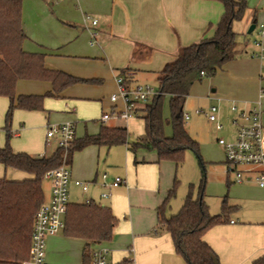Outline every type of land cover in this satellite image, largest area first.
<instances>
[{"label": "crops", "instance_id": "0c3cea01", "mask_svg": "<svg viewBox=\"0 0 264 264\" xmlns=\"http://www.w3.org/2000/svg\"><path fill=\"white\" fill-rule=\"evenodd\" d=\"M223 13V5L214 0H24L22 25L26 39L23 49L29 53L38 46L41 49L37 54L45 57L44 65L47 69L88 81L66 88L57 97L73 105V112L86 119L89 117L88 110L91 104H97L99 111L100 92L98 89H94L96 88L94 86L101 84L102 80L99 79L101 77L97 73L88 75L75 67L64 66L60 57H104L111 69L110 72L103 74L104 79L112 85L111 89L113 88V90H115L113 79L119 77L121 71H126L128 85L143 84L152 76L158 84L159 73L166 64L178 57L183 47L214 37ZM86 15L96 19L98 24L94 26L89 23L88 29L83 21ZM92 33L96 35L94 44H91ZM253 48L255 49L254 46ZM254 52H251V57ZM244 62L243 73L245 75L241 78L233 72L231 73L230 69L226 72L230 74L232 80L238 78L241 83L239 87L250 82L252 92H256L261 83H258V72L249 68L248 64L252 61L245 59ZM263 71L264 65L261 66L262 73H259V77L262 79ZM36 84H40L36 87L42 90L43 94L39 91H37L39 93L29 92L26 90L29 88L28 85H23L18 89V93L16 92L17 95H45L53 89L51 82L48 85H46L47 83ZM88 86H92L91 89H87ZM212 93L215 94L216 90L213 89ZM230 97L229 93L226 94L222 91L218 96L219 103L230 102ZM263 100L264 87H261L258 101L251 104L248 101V105H252L249 110L255 106L260 108L261 121L264 124ZM101 107L103 108V106ZM233 107L237 108L235 102H232L231 110ZM52 108V102L46 103V109ZM46 109L43 108L41 111L47 112ZM74 115L69 113L64 118L72 119ZM134 117H141V114L137 111ZM117 121L120 123L125 120ZM103 125L127 129L126 125L116 126L102 122L100 129ZM165 134L171 136L167 129ZM76 139L79 138L76 136ZM92 146L94 151L97 150L99 159L102 146ZM13 147L18 150L15 143H13ZM113 147L106 148L110 150ZM23 151L38 154L41 157L51 156L40 154L41 150L24 149ZM128 151L130 154L131 145H128ZM129 160V173L124 179L127 184L116 188H105L101 186L102 180L99 181V176H97L88 183V190L84 192L75 185V181L71 180L70 183L80 188L83 195L86 196L91 192L90 186L102 190L103 193H109L110 197L115 190L121 189V191H117L116 196L117 199L123 201L124 208L120 209L121 212H119V207L111 209L104 202L109 198L103 199L101 197L103 193L98 196L100 203L107 205L121 220L120 227L115 229L111 241L112 247L116 251L117 261L128 259L130 264H180L178 259L180 256L175 252L170 234H161L159 230L155 229L158 225L157 209L163 204L167 195L163 192L162 187L163 179L167 180L166 173L162 169L163 166L157 161L158 156L155 157V155L149 160L143 158L141 161H138L136 157L133 161L131 155ZM0 178L23 181L30 176L23 172L6 169L3 166L0 167ZM115 178L108 179V181H113ZM118 178L121 177L118 176ZM49 181L50 187L47 195L44 193L45 203H49L52 196L53 183L51 180ZM225 183L226 190L224 185H221L220 190L215 194L224 197L227 205L233 208L228 214L226 222L210 229L203 239L218 254L221 264H253L257 259L264 257V189L252 182L234 183V178L230 181L229 176L225 178ZM43 189H45L44 183ZM98 200L93 196H87L83 203L97 202ZM137 209H144L151 218L144 230L136 228L134 211ZM58 236L50 237L47 240V264H53L50 262L54 254L51 246L55 245ZM80 241L83 243V249L81 247L79 257L78 253L72 254L71 262L68 264H86L85 241ZM110 255L111 250L109 257Z\"/></svg>", "mask_w": 264, "mask_h": 264}, {"label": "trees", "instance_id": "16d2710c", "mask_svg": "<svg viewBox=\"0 0 264 264\" xmlns=\"http://www.w3.org/2000/svg\"><path fill=\"white\" fill-rule=\"evenodd\" d=\"M224 7L215 35L199 43L183 47L178 57L165 65L158 75L159 95L151 104L138 109L145 122V133L131 146L156 151L159 162H183L189 150L200 155V148L185 127L184 106L195 83L214 77L228 62L237 57L238 34L234 24L244 18L247 0H214ZM24 0H0V96L9 99L6 115L8 141L11 138V119L15 109L43 110L47 96L58 97L66 88L87 80L45 67L44 56L27 53L23 49L26 34L22 25ZM256 25V17L252 19ZM128 85L126 71H121ZM21 80H43L53 85L45 95H16ZM169 99L170 118L163 114L164 100ZM104 124V123H103ZM170 124L172 135L165 134ZM128 130L124 127L102 126L96 135L76 139L66 157L71 165L75 152L88 146L113 147L127 144ZM64 161V151L58 148L51 156H32L16 153L9 143L0 148V164L6 169L26 173L30 178L12 181L0 178V264H22L30 255L31 236L36 215L45 204L43 179L48 171ZM206 181L203 180L197 198L188 196L181 210L167 218L165 212L176 195L177 182L157 209L158 223L170 234L175 252L186 264H221L218 254L204 241L213 227L226 222L233 207L224 200L222 212L212 215L205 201ZM118 220L112 210L95 201L70 204L65 216L64 234L85 241L84 257L90 263L89 250L113 240ZM105 246V245H104ZM118 264H130L124 259ZM253 264H264V257Z\"/></svg>", "mask_w": 264, "mask_h": 264}, {"label": "rangeland", "instance_id": "374dc122", "mask_svg": "<svg viewBox=\"0 0 264 264\" xmlns=\"http://www.w3.org/2000/svg\"><path fill=\"white\" fill-rule=\"evenodd\" d=\"M216 2L222 5L220 2ZM247 2L248 7L245 11L243 20L234 24V30L238 34V45L236 47L238 55L236 59L228 62L224 66L223 70L218 71L214 77L204 78L203 81L196 83L191 89V93L187 98L184 107V115L188 114L189 116L188 120H184L185 127L190 136L198 142L200 155L198 156L193 151L189 150L185 153L184 160L179 165L173 161L160 162V165L163 166V172H165L167 176V180L163 179L162 181L163 192L167 194L168 191L173 188L175 181L177 182L176 195L171 199L165 212L167 218L177 214L181 210L188 196L192 195L193 198H197L199 196L204 178L206 181L205 201L209 204L210 213L212 215L219 214L221 212L224 197H220L215 193L220 190L221 185H224L226 190L225 178L227 176H229L230 181L234 178L233 174L228 175V165L226 163L225 152L218 141L223 139L229 142L235 138L236 126L233 121L238 117L241 110L249 111L252 105L249 106L248 101H250V104L258 101L259 91L261 87H264V77L263 79L259 77V73H262L261 66L263 67L264 62L260 59L251 57V52L255 51L253 48V41L258 39L259 30H264V0H247ZM254 17H256L257 27L252 33H249L251 22ZM40 49V47L36 46L34 47V51L29 53L37 54ZM60 58L64 66L75 67L88 75L97 73L98 76L101 77L99 78L102 80L101 84H99V86H94L96 87L94 89H98L100 92V103L98 102L100 104L99 111L97 110V104H91L88 110L89 119H84L76 114V112L74 113V106L70 105L65 100L63 101L57 97L47 96L43 100V108L46 109V103H53V108L46 109L47 112H43L41 110L29 111L19 108L15 109L10 126L11 138L10 141H8L5 126L6 115L9 109V99L5 96H0V148L5 147L7 143H9L10 147L16 152L21 151L20 153L30 154L26 151L24 152L23 150H41L40 154L49 156L59 148L57 138L50 141L47 140L46 137L49 128L65 122H71L75 126L77 138L82 139L87 135L99 132L102 116L104 114L107 113L112 115L114 110L117 111L122 109L120 101L118 103H113L111 101V97L114 94H118L119 86L117 78L113 79L115 82V90H113V88L111 89L112 85L108 84V81L104 79L105 76L103 74L111 71L109 63L104 57ZM245 59L252 61L248 64L249 68L258 72V83H261L256 92H252L250 82L239 87L241 83L238 81V78L232 80L230 74L226 72L230 69L231 73L233 72V74L240 76V78L244 76L245 73H243V65L245 63ZM146 82L147 85L158 90L159 85L153 76ZM146 82L143 84H146ZM36 83H47L46 85H48L50 82L36 80L21 81L17 84L18 86L16 92L18 93V89L21 86L28 85L29 88L26 89L27 91L34 93L40 92L43 94L44 92H41L42 90L36 87V85L40 84ZM91 87L92 86H88L86 88L91 89ZM213 89L216 90L215 94L212 93ZM222 91L226 94H230V102L219 103L218 96ZM232 102L236 103L238 109L237 112H233L231 110ZM101 106H103V108ZM212 106L218 108L219 123L223 125V129L220 131L216 129V123L209 122L206 117V113L210 111ZM71 112H73L76 117ZM69 113L70 115H74V118L65 119L64 117ZM163 114L166 119L170 118L168 98L164 100ZM107 123L116 126L126 125L128 129L127 145L124 144L114 146L110 150H108L105 146H102L100 148L99 159L97 150L94 151L93 146H89L81 151L75 152L72 164L69 166L71 180L81 181L88 184L97 176H99V181H101L104 173L108 175V179L118 176L126 179L127 173H129L128 162L130 161L129 158H131V155L133 157V161L134 157H136L138 161H141L143 158L149 160L153 155L157 157L155 150L144 148L137 149L135 153L130 151L129 154L128 145L132 146L136 143L145 132V122L144 119H142V116L133 117L128 121H122L120 123L114 117H111ZM166 129L170 135H172V127L170 124L166 125L165 131ZM13 143H15V147H17L18 150L13 147ZM30 155L38 156V154ZM157 161L159 162V160ZM132 165H134L133 162ZM0 167L3 166L0 164ZM43 183L45 187L43 190L45 195H47L48 188L50 187V181L43 179ZM90 189L91 192L88 193L87 196H93L98 200L99 194L103 193V191L97 190L94 186H90ZM117 191H121V189L115 190L109 200L104 202L110 206L111 209H115L116 206L119 207V212H121L124 206H122L123 201L121 199H117L116 197ZM211 193H214L215 195ZM87 196L83 195L80 188L75 187L71 183L69 184L70 204H82ZM97 203H100V201L98 200ZM100 204H102V202ZM113 214L118 220L116 227V229H118L120 227L121 220L115 213ZM150 219L149 213H147L144 209H137L134 211V220L138 230H144ZM155 229L159 230L161 234L168 233L165 227H161L159 223L156 225ZM58 235L59 236L55 245L51 246V250L54 254L50 262L53 264H68L71 262L70 256L72 254L78 253L79 257V251L81 247L83 249V243L77 238L66 236L64 232H60ZM104 245L111 250L109 263L118 264L120 261H117L116 259V251H114V247H112L111 242ZM178 259L180 264H186L183 258L180 257Z\"/></svg>", "mask_w": 264, "mask_h": 264}, {"label": "built area", "instance_id": "2783aa9c", "mask_svg": "<svg viewBox=\"0 0 264 264\" xmlns=\"http://www.w3.org/2000/svg\"><path fill=\"white\" fill-rule=\"evenodd\" d=\"M83 21L87 28L89 23L94 26L98 24V21L89 15H86ZM95 36V33H92L93 40L91 44L96 42L94 40ZM253 46L256 50L252 57L264 62L263 29L259 30L258 39L253 41ZM117 83L119 91L118 94H114L111 97V101L113 103L120 101L123 108L117 111L114 110L112 115L104 114L101 120L104 124L111 117L125 121L133 118L140 107L151 104L160 94L158 90L147 84L127 85L122 76L117 77ZM232 111L236 112L237 108L233 107ZM207 116L210 122L216 123L218 131L223 129V125L219 123L218 109L216 107H211ZM185 119L188 120L189 116L185 115ZM233 123L236 126L235 138L229 142L223 139L218 141L225 152L228 173L234 175V183L252 182L264 189V124L261 121L260 108L255 106L249 111H240ZM46 138L48 141L57 138L59 148L64 151V161L58 168L48 171L44 176V179L51 180L53 183L52 196L50 202L45 203L36 215L31 236L29 259L23 264H47V240L63 232L65 216L70 205L69 184L71 172L66 164V157L76 140L75 126L71 122H65L49 128ZM124 184L127 183L122 178L117 177L113 181H108L106 174L102 176V187L116 188ZM75 185L84 192L89 187L87 183L81 181H75ZM101 197L108 199L110 194L103 193ZM109 253L110 250L104 245L92 247L89 250V264H109Z\"/></svg>", "mask_w": 264, "mask_h": 264}, {"label": "water", "instance_id": "95a60500", "mask_svg": "<svg viewBox=\"0 0 264 264\" xmlns=\"http://www.w3.org/2000/svg\"><path fill=\"white\" fill-rule=\"evenodd\" d=\"M256 25L252 24L250 29H249V33H252L255 30Z\"/></svg>", "mask_w": 264, "mask_h": 264}]
</instances>
